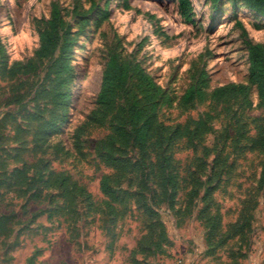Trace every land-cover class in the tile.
Returning a JSON list of instances; mask_svg holds the SVG:
<instances>
[{
  "label": "trees",
  "instance_id": "trees-1",
  "mask_svg": "<svg viewBox=\"0 0 264 264\" xmlns=\"http://www.w3.org/2000/svg\"><path fill=\"white\" fill-rule=\"evenodd\" d=\"M232 1L234 7L241 3L264 16V0ZM178 2L185 20L193 22L189 1ZM85 26L82 20L73 31L61 8L53 4L49 19L38 22L39 47L26 62L9 63L0 38L3 81L20 74L37 75L43 69L27 97L12 96L14 111L0 119V200L14 194L12 198L26 197L27 203L44 206L33 219L46 215L47 220L60 217L69 222L74 215V223H78L91 215L90 223L113 227L137 220L141 236L133 253L147 257L165 255L164 249L170 245L162 209L174 214L178 226L195 213L209 255L229 240L248 246L260 200L264 207V112L258 117L250 114L256 108L264 111V43L244 41L247 83L210 89L205 69H198L178 106L207 103V109L182 122L164 120L162 109L172 107L173 99L139 62L111 53L95 108L73 131L68 147L58 136L66 124L74 81L72 49ZM8 124L11 136L4 132ZM93 134L99 135L92 144ZM181 154L186 157L179 158ZM247 154L262 157L259 173L240 202L236 220L225 227L215 193L229 185L236 158ZM72 157H92L106 170L99 177L100 200L69 173L53 167ZM238 257L243 259L245 254Z\"/></svg>",
  "mask_w": 264,
  "mask_h": 264
},
{
  "label": "rangeland",
  "instance_id": "rangeland-1",
  "mask_svg": "<svg viewBox=\"0 0 264 264\" xmlns=\"http://www.w3.org/2000/svg\"><path fill=\"white\" fill-rule=\"evenodd\" d=\"M188 1L193 22L182 16L178 0H0V38L9 63L26 62L39 47L38 22L49 19L53 4L61 8L73 31L85 20L86 26L72 49L74 81L70 86L66 124L58 136V140L70 147L73 131L84 124L95 108L102 73L113 52L123 59L139 62L171 95L172 107L165 106L161 115L172 122L197 118L207 109V103H195L187 108L178 106L198 69H205L210 89L228 83H247L244 41L264 43V16L241 3L234 7L232 0ZM41 73L42 68L37 75L20 74L5 81L0 76V119L6 112L14 111L11 97H27L30 85L39 82ZM31 98L30 95L27 100ZM254 101L257 103L256 92ZM263 112L256 108L250 114L258 117ZM5 128V134L11 136V125ZM98 135L93 134L92 144ZM185 157V154L179 156ZM261 159L257 154L234 159L233 178L225 190L215 193L225 227L236 220L240 202L257 179ZM53 167L69 173L96 201L101 199L98 182L106 170L92 157H72L63 163L55 162ZM12 197L14 194L0 200V217L4 219L0 221V264H164L166 259L184 264L189 254L190 264L264 262L261 200L253 213L248 246L229 240L212 255L207 253L205 232L195 220V213L178 226L174 214L162 209L170 245L164 249L165 255L147 257L133 253L141 236L137 220L113 227L109 223H90L91 215L78 223H74V215L69 222L60 217L47 220L46 215L33 219L44 206L27 203L26 197ZM239 254H245V258L240 259Z\"/></svg>",
  "mask_w": 264,
  "mask_h": 264
},
{
  "label": "crops",
  "instance_id": "crops-1",
  "mask_svg": "<svg viewBox=\"0 0 264 264\" xmlns=\"http://www.w3.org/2000/svg\"><path fill=\"white\" fill-rule=\"evenodd\" d=\"M178 251H179V249L176 252H178ZM190 259H191V255L189 254V255H187V260L186 259L184 260L185 261L184 264H190V261H191ZM164 264H175V263L166 259L164 261Z\"/></svg>",
  "mask_w": 264,
  "mask_h": 264
}]
</instances>
